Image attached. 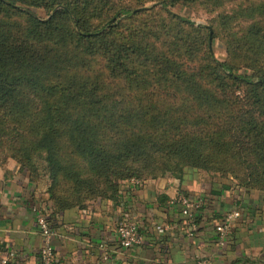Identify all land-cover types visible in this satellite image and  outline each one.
<instances>
[{"label":"trees","instance_id":"trees-1","mask_svg":"<svg viewBox=\"0 0 264 264\" xmlns=\"http://www.w3.org/2000/svg\"><path fill=\"white\" fill-rule=\"evenodd\" d=\"M11 161L46 186L54 230L98 200L125 207L118 229L125 181L188 168L218 176L214 194L264 191V0H0V167ZM182 194L199 222L209 203Z\"/></svg>","mask_w":264,"mask_h":264},{"label":"crops","instance_id":"crops-1","mask_svg":"<svg viewBox=\"0 0 264 264\" xmlns=\"http://www.w3.org/2000/svg\"><path fill=\"white\" fill-rule=\"evenodd\" d=\"M218 181V176L196 168L186 169L180 177L167 172L156 180L125 181L126 216L137 222L142 235L138 249L117 246L116 223L125 207L113 215L110 205L98 200L69 209L54 230L56 264H201L200 249L210 264H264V191L238 187L214 194ZM184 191L209 203L199 222L186 216L176 199ZM39 202L45 203L44 208L51 205L46 186L32 183L15 161L0 167V260L41 264L44 235L36 211ZM233 209L242 215L222 244L215 227Z\"/></svg>","mask_w":264,"mask_h":264},{"label":"built area","instance_id":"built-area-1","mask_svg":"<svg viewBox=\"0 0 264 264\" xmlns=\"http://www.w3.org/2000/svg\"><path fill=\"white\" fill-rule=\"evenodd\" d=\"M177 201L182 204V211L191 220L193 219L194 212H196L198 205L196 202L185 194H178L176 197ZM36 211L39 215V223L41 226L42 233L44 235V245L42 248V259L41 264H56L57 256L53 244L54 229L50 227L47 221V215L44 213L41 205L36 206ZM242 215V212L238 209L230 210L223 220H220L216 224V230L219 234L220 242L225 243L230 235L233 233L237 220ZM118 233L121 243L125 247L136 246L141 243L142 235L139 232L137 222L129 219H122L118 224ZM201 264H210L203 258L201 254L198 255ZM0 264H9L7 257H3L0 260Z\"/></svg>","mask_w":264,"mask_h":264},{"label":"rangeland","instance_id":"rangeland-1","mask_svg":"<svg viewBox=\"0 0 264 264\" xmlns=\"http://www.w3.org/2000/svg\"><path fill=\"white\" fill-rule=\"evenodd\" d=\"M174 10H176L178 12H182L185 15H189V16H191V18L193 20H196V21L201 22V23L202 22L207 23V21H208L207 15H205L201 12H190L181 6L175 7ZM215 50H216L217 55L220 58H223L224 56H226L225 47H224V45H222V43L216 42L215 43Z\"/></svg>","mask_w":264,"mask_h":264}]
</instances>
